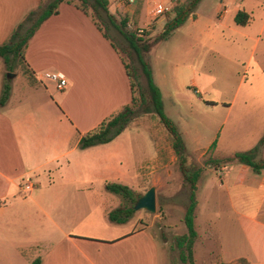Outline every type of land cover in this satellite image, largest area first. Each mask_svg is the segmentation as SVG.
<instances>
[{
	"label": "crops",
	"instance_id": "0c3cea01",
	"mask_svg": "<svg viewBox=\"0 0 264 264\" xmlns=\"http://www.w3.org/2000/svg\"><path fill=\"white\" fill-rule=\"evenodd\" d=\"M41 1L0 0V46ZM108 2L109 10L116 9L137 27L145 28L155 19L149 0H138L132 7H125L120 0ZM24 59L32 81L16 72L13 78L20 75L22 83L15 86L12 78H6L8 71L0 58V96L4 84L10 87L8 100L0 106V264H30L37 258L40 264H161L164 244H157L147 225L138 221L141 227L122 234L118 227L123 224L111 223L108 213H103V222L99 215L90 216V188L76 189L73 194L69 191L85 182L86 186L92 185L90 175L97 176L102 187L107 183L123 185L124 171L134 169L139 171V182L145 179L154 184L156 168L162 165L155 139L154 152L149 156L126 155L129 149L125 139L138 134L128 127L107 144L78 149L83 134L130 103L129 81L118 53L89 17L72 5L61 4L58 14L46 20L30 39ZM45 73H62L66 87L58 90L55 83L43 79ZM60 163L67 169H81L84 176L60 177V183H51L48 214L38 201L43 191H28L26 179L31 173ZM249 171L241 166L242 174L248 175ZM24 191L29 198L21 199V206L18 204L15 210L10 209ZM245 192L243 189V199ZM260 200L263 205L264 191ZM25 204L29 206L21 212L18 208ZM95 205L97 209L103 206ZM261 209L254 215L249 208L234 213L254 254L252 262L264 264ZM24 250L35 251L25 258ZM238 258L252 263L244 254L230 260Z\"/></svg>",
	"mask_w": 264,
	"mask_h": 264
},
{
	"label": "rangeland",
	"instance_id": "374dc122",
	"mask_svg": "<svg viewBox=\"0 0 264 264\" xmlns=\"http://www.w3.org/2000/svg\"><path fill=\"white\" fill-rule=\"evenodd\" d=\"M184 1L178 0L176 5ZM149 2L153 4L152 10L156 4H167L169 0ZM174 7L175 4L143 28V40H153L162 31L165 23L173 17ZM238 10L250 16L247 25L234 23ZM109 12L117 20L123 18L114 8H110ZM125 27L131 32L137 28L133 21H127ZM108 34L126 65L137 70V84L141 85L148 102L149 95L134 52L116 31L111 29ZM143 58L150 65L162 93L165 115L182 135L186 163L204 168L197 182V237L193 247V264H249L245 258L230 260L242 254L252 259L251 262L255 261L250 244H247L239 226L238 215L234 212L249 208L250 214L254 215L261 206L264 210V203L261 205L260 200L264 191V173L258 175L250 170L248 175L242 174L243 165L231 159L235 153L253 148L264 135V0H201L193 15L166 41L154 45ZM16 72H22L19 59L13 62L12 72L8 73L14 76ZM11 80L15 86L22 83L20 75ZM128 128L138 131V134L125 139L129 149L126 155L149 156L154 152L152 143L155 139L162 165L156 168L154 184L145 179L139 182L136 179L139 171L136 169L124 171L122 184L133 192L135 200L154 187L155 213L135 211L125 224L117 226L119 232H131L141 227L139 222L143 223L147 225V231L154 234L157 244H164L165 250H160L161 264H187L179 260L175 238L186 234L182 219L188 202V189L172 151V140L153 113L140 114ZM216 140L217 149H207ZM258 159H264V146ZM97 173L99 176L100 172ZM67 176L76 178L84 175L81 169H67L63 163L49 165L28 175L33 188L43 191L38 201L48 214L50 193H53L51 183H60V177ZM90 177L92 185L86 186L85 182L69 191L73 194L74 190L86 187L92 190L89 213L92 218L99 215L103 222V213L131 206L129 200L106 191L95 179L97 176ZM243 189L246 191L244 199ZM247 194L250 195L248 200ZM29 195L27 191L20 193L19 200L10 209L15 210L18 204L21 206V199L27 200ZM95 203L103 204L102 208L97 209ZM25 205L18 209L23 212L29 206ZM106 225L109 227V224ZM34 251L24 250L22 255L29 258ZM2 252L8 259L6 251Z\"/></svg>",
	"mask_w": 264,
	"mask_h": 264
},
{
	"label": "trees",
	"instance_id": "16d2710c",
	"mask_svg": "<svg viewBox=\"0 0 264 264\" xmlns=\"http://www.w3.org/2000/svg\"><path fill=\"white\" fill-rule=\"evenodd\" d=\"M200 1L201 0H185L179 5L175 4L173 11L174 15L165 23L162 31L158 33L153 40H143L145 31L141 38L136 37L134 32L127 31L125 26L128 19L123 17L117 20L116 17L109 12L108 0H42L36 9L29 12L24 20L16 26L8 41L0 46V58L3 59L7 71L12 72L13 62L19 59L22 66V73L32 81V73L28 69V65H26L24 59L25 49L28 42L41 25L51 16L58 14L59 6L61 4L72 5L91 19L95 28L110 42L112 48L118 53L129 81L131 99L129 104L124 106L110 118L105 119L97 127L83 134L79 139L78 149L83 151L111 142L140 114L153 113L157 116L159 123L163 126L172 140V151L176 157L184 184L188 189V202L185 206L182 219L186 228V234L175 238V244L179 250V260L187 264H193V247L197 237L195 230L197 182L204 168L188 165L186 163V147L182 135L175 123L164 113L161 92L154 83L152 69L143 58V55L149 53L151 48L157 43L166 41L176 29L181 27L187 19L193 15ZM249 19L250 16L246 12L239 10L234 16V23L238 26H245L249 23ZM111 29L126 40L129 48L134 52L140 66V72L144 79L146 91L149 95L148 102L144 98L141 85L139 83L137 84L139 79L137 70L132 68V66H130L131 64H129L130 68L126 65L114 40L108 34V31ZM9 94L10 87L4 84L0 96V106L6 103ZM215 146L216 141H213L209 149L212 150ZM263 146L264 135L253 148L245 152L235 153L231 160L248 167L253 173L259 174L261 171H264V159H258V154ZM104 188L106 191L131 202L130 207L116 208L107 214L108 220L111 223L125 224L135 212L133 210V205L136 200L133 198V192L127 186L117 183H107ZM1 205L2 203L0 202V206ZM30 264H40V259L37 258Z\"/></svg>",
	"mask_w": 264,
	"mask_h": 264
},
{
	"label": "built area",
	"instance_id": "2783aa9c",
	"mask_svg": "<svg viewBox=\"0 0 264 264\" xmlns=\"http://www.w3.org/2000/svg\"><path fill=\"white\" fill-rule=\"evenodd\" d=\"M120 1L125 7H132L136 4L138 0H120ZM177 1L178 0H169L167 5L162 3L156 4L154 6V9L152 8L151 10L152 16L158 17L163 15L165 12H168L173 7V5L177 3ZM127 26L131 28V25L129 23L127 24ZM133 31L137 37H142L144 34V29L141 27H137L133 29ZM44 78L55 83L56 88L58 90H62L66 87V78L62 73H45ZM26 183H27V190L28 191L32 190L34 186L29 179H26Z\"/></svg>",
	"mask_w": 264,
	"mask_h": 264
},
{
	"label": "water",
	"instance_id": "95a60500",
	"mask_svg": "<svg viewBox=\"0 0 264 264\" xmlns=\"http://www.w3.org/2000/svg\"><path fill=\"white\" fill-rule=\"evenodd\" d=\"M6 78H13L11 73L6 74ZM134 211H146L150 214L155 213V189L150 187L143 195L136 199L133 205Z\"/></svg>",
	"mask_w": 264,
	"mask_h": 264
}]
</instances>
